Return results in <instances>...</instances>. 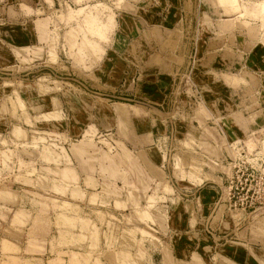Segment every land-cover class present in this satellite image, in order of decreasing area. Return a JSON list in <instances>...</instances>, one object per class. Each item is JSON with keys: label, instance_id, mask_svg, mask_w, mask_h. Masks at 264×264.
Returning a JSON list of instances; mask_svg holds the SVG:
<instances>
[{"label": "rangeland", "instance_id": "1", "mask_svg": "<svg viewBox=\"0 0 264 264\" xmlns=\"http://www.w3.org/2000/svg\"><path fill=\"white\" fill-rule=\"evenodd\" d=\"M136 1L0 0L13 9L0 18L22 13L30 41L9 45L10 58L0 62V200L15 204L2 207L7 229L0 240L25 245L0 246V264H160L173 240L167 208L175 196L205 187L189 188L191 181L219 174L207 160L214 151L189 140L174 145L182 148L180 159L168 152L162 179L128 143L143 123L129 122L133 112L120 114L114 104L138 107L146 100H122L112 88L136 90L145 82L122 74L119 56L130 47L125 34L135 28L118 30L114 18ZM118 31L125 39L114 44ZM79 116L86 118L82 125L73 120ZM260 168L264 173V163ZM224 186L218 198L227 196L229 207L228 179ZM242 209L231 207L236 231L245 234L243 242L264 246V207Z\"/></svg>", "mask_w": 264, "mask_h": 264}, {"label": "crops", "instance_id": "2", "mask_svg": "<svg viewBox=\"0 0 264 264\" xmlns=\"http://www.w3.org/2000/svg\"><path fill=\"white\" fill-rule=\"evenodd\" d=\"M263 4L264 0H234L233 5L228 0H138L115 15L118 30L135 28L127 34L118 31L112 40L123 41L120 36L125 34L130 44L119 56L122 74L143 76L145 82L136 90L130 84L112 88L122 100L136 96L146 100L138 107L114 104L120 114L133 112L129 122L143 123L135 128L139 134L129 137L133 151L145 155L161 178L169 167L168 152L174 151L178 159L183 153L174 145L193 141L214 151L216 157L208 163L222 174L201 184L191 181L189 188L205 187L175 196L166 211L167 235L172 234L173 240L160 264H264V246L243 242L245 234L236 231L227 196L218 198L232 174L231 163L242 154L253 168L264 163ZM9 8L0 4V14L9 13ZM13 8L17 14L19 9ZM18 15L6 21L0 18V62L10 58L9 45L18 48L30 42L23 35L29 24L22 13ZM140 112L146 117L142 121L136 120ZM76 119L81 125L86 121L77 117L75 123ZM13 196L19 205L20 194ZM5 199L0 200V237L7 229L2 207L15 206ZM231 234L240 235L242 243L227 242ZM2 245L25 246L14 239L0 240Z\"/></svg>", "mask_w": 264, "mask_h": 264}, {"label": "built area", "instance_id": "3", "mask_svg": "<svg viewBox=\"0 0 264 264\" xmlns=\"http://www.w3.org/2000/svg\"><path fill=\"white\" fill-rule=\"evenodd\" d=\"M241 157L231 163L232 174L228 178V198L234 207L254 209L264 207V173L253 168ZM236 198V200H233Z\"/></svg>", "mask_w": 264, "mask_h": 264}]
</instances>
